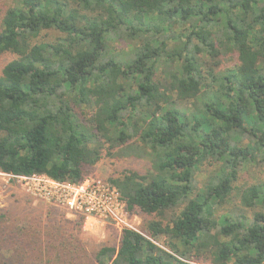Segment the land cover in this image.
I'll use <instances>...</instances> for the list:
<instances>
[{"label": "trees", "instance_id": "16d2710c", "mask_svg": "<svg viewBox=\"0 0 264 264\" xmlns=\"http://www.w3.org/2000/svg\"><path fill=\"white\" fill-rule=\"evenodd\" d=\"M2 53L1 173L79 182L105 144L148 160L108 180L146 236L123 231L96 264H264V187L217 214L240 166L264 161V0H14Z\"/></svg>", "mask_w": 264, "mask_h": 264}, {"label": "rangeland", "instance_id": "374dc122", "mask_svg": "<svg viewBox=\"0 0 264 264\" xmlns=\"http://www.w3.org/2000/svg\"><path fill=\"white\" fill-rule=\"evenodd\" d=\"M13 3L14 0H0V31L4 14ZM176 30V33H185V28ZM58 37L60 35L56 32L48 31L42 34L41 41L52 43ZM125 47V44L120 43L117 49L119 51ZM13 58L10 53L0 54V75L3 67ZM220 62L226 67L232 61L226 56L220 58ZM75 112L84 122L93 113L90 106L75 108ZM145 158L128 154L123 147L111 149L105 144L101 160L89 173L107 181L126 171L143 174L149 168ZM217 166H201L196 173L198 188L203 186L207 175ZM4 180L5 177L0 175V264H96L94 256L100 248H117L120 236L109 225L92 220L77 224L76 220L80 217L68 216L63 210L31 199L8 187ZM252 185L264 187V161L240 166L233 183L232 196L217 208V214L241 209V192ZM256 210H264V204L257 203ZM148 220L151 218L138 217V231L144 236ZM161 242V238L155 241L157 245H161Z\"/></svg>", "mask_w": 264, "mask_h": 264}, {"label": "built area", "instance_id": "2783aa9c", "mask_svg": "<svg viewBox=\"0 0 264 264\" xmlns=\"http://www.w3.org/2000/svg\"><path fill=\"white\" fill-rule=\"evenodd\" d=\"M0 175L5 177L4 183L8 187L63 210L68 216L109 225L119 236L126 230L140 233L138 216L128 211L117 188L92 173L84 175L79 182L58 181L43 173L13 175L0 172Z\"/></svg>", "mask_w": 264, "mask_h": 264}]
</instances>
